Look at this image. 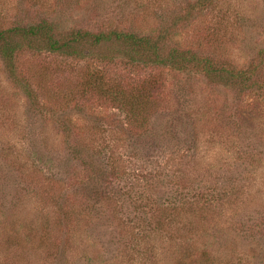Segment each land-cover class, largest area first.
Here are the masks:
<instances>
[{"label":"rangeland","instance_id":"374dc122","mask_svg":"<svg viewBox=\"0 0 264 264\" xmlns=\"http://www.w3.org/2000/svg\"><path fill=\"white\" fill-rule=\"evenodd\" d=\"M42 21L195 61L113 37L0 54V264H264V0H0V29ZM117 92L141 93L139 126Z\"/></svg>","mask_w":264,"mask_h":264},{"label":"trees","instance_id":"16d2710c","mask_svg":"<svg viewBox=\"0 0 264 264\" xmlns=\"http://www.w3.org/2000/svg\"><path fill=\"white\" fill-rule=\"evenodd\" d=\"M120 41L125 48L123 54L127 55L131 60L142 62L146 65H161L169 66L173 68H181L186 65L192 64L195 59L194 57L186 53V51H177L176 49L169 50L167 52H162L161 47L153 41L148 36H139L133 32H122V31H111L108 34L103 32L91 33L89 31L83 32L80 30L72 31L69 33L60 32L57 27L48 21H42L38 24L30 25L28 27L14 26L10 28L0 29V54L6 58L11 59L15 52L22 48L21 45L16 43L17 39L25 40L26 44L32 45L33 48H43L50 51L62 52L68 55H78L84 54L85 51L90 50L91 47L97 45L103 40H108L111 38ZM31 46V47H32ZM164 51V50H163ZM261 57L264 58V49L261 51ZM203 58H199V62ZM204 69L208 74H213L215 72L216 66H213V61L211 58H204ZM214 69V72H213ZM218 69V68H217ZM225 82L231 83H242L238 78L232 75L225 76ZM246 77H243V81H246ZM138 91L143 92L142 89ZM141 94V93H140ZM139 93H135L134 98L126 99L120 92L112 95V98L117 101L118 108H121L126 112L130 121L138 126L144 122L139 115L143 112L141 108ZM133 100V101H131ZM108 153L105 166H102L103 170L106 169L105 176L103 180L107 184H111L108 179H110L112 174L115 173V167H113V162L115 161L113 151H106ZM107 168L109 170H107ZM104 181V182H105ZM112 185V184H111ZM112 187V186H111ZM111 191L114 189L109 188Z\"/></svg>","mask_w":264,"mask_h":264}]
</instances>
